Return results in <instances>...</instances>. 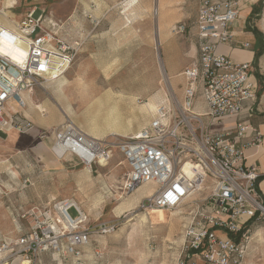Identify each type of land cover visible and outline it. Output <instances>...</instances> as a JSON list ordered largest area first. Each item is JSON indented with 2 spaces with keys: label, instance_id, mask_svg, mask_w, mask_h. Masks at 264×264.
Segmentation results:
<instances>
[{
  "label": "built area",
  "instance_id": "1",
  "mask_svg": "<svg viewBox=\"0 0 264 264\" xmlns=\"http://www.w3.org/2000/svg\"><path fill=\"white\" fill-rule=\"evenodd\" d=\"M4 1L0 0V13ZM249 5L247 0H198L197 17L190 25L196 31L198 57L181 74L183 97L173 99V106L162 102L138 134L118 141L99 140L67 123L56 131L52 146L56 158L73 157L91 172L96 166H107L118 150L128 167L124 194L149 183L158 187L137 204L136 211L141 213L178 209L210 182V196L197 202L193 221L185 228L184 260L243 264L249 231L239 234L248 221L264 215L260 182L264 175L247 166L245 156L247 149L260 147L264 140L261 130L250 121L258 99L256 69L251 63L236 62L218 52L222 45L251 48L249 43L237 42L234 31ZM7 22L0 21V135L12 129L22 133L31 130L30 122L7 114L6 104L13 101L26 109L28 95L65 76L87 42L81 37L69 40L65 22L45 8H34L21 19ZM190 26L179 22L171 32L186 37ZM1 48L14 52L8 54ZM199 96L205 104L203 112L195 110ZM231 118L236 124L223 128ZM189 161L202 166L205 179L198 174L190 178L183 172ZM71 210L77 213L76 218ZM22 219L26 222L22 235L14 242H0V264H14L19 257L32 264L47 252L80 258L93 237L110 235L117 229L113 221L92 224L91 217L73 199L33 206Z\"/></svg>",
  "mask_w": 264,
  "mask_h": 264
},
{
  "label": "rangeland",
  "instance_id": "2",
  "mask_svg": "<svg viewBox=\"0 0 264 264\" xmlns=\"http://www.w3.org/2000/svg\"><path fill=\"white\" fill-rule=\"evenodd\" d=\"M11 1L16 2L10 10L14 18L5 16L3 5L1 22L19 20L34 8H45L57 20L72 23L68 28L73 38L85 32L88 39L65 78L36 89L31 96L33 106L43 105L46 109L44 105H48L56 113L46 109L42 117L37 109L30 110L29 101L24 110L13 101L6 104L8 115L30 122L32 128L25 133L12 129L0 135V242H14L22 235L26 230L22 214L33 206L73 199L89 214L92 224L96 220L113 221L117 224L116 231L93 237L80 258H62L47 252L32 264H182L184 261V264H204L198 258L184 260L181 252L185 228L193 221L194 207L201 198L211 194L210 182L201 194L180 208L158 209L146 214L137 212L132 200L152 194L158 187L149 183L133 191V197L124 194L122 186L128 167L118 150H114V157L107 166H96L92 172L73 157L57 160L52 153L56 131L67 123L72 122L87 135V132L108 128L122 129L119 136L108 137L118 141L138 134L149 125L154 118V111L149 110L151 104L157 107L171 99L181 100L184 81L180 74L171 73L188 61L189 35L176 36L171 28L167 40L164 34L161 40L158 18L154 14L156 0ZM247 1L251 5L242 13L247 14L246 29L250 26L248 18L253 7L261 0ZM101 6L106 8L103 15ZM178 8L180 12L194 15L198 2L189 0ZM194 20L192 17L180 22L190 26ZM251 23L264 34V3L260 15ZM250 40L256 44L254 39ZM263 47L264 38L260 45ZM230 53L236 62L245 59L253 63L255 60V50L232 47L230 52L226 51ZM162 70L168 78L167 84ZM257 82L259 94L261 83ZM169 85L173 88L171 94H168ZM109 93L133 98L136 109L131 110L129 99L120 113L95 109L96 100H105ZM56 94H63L58 97L60 100ZM65 106L70 110H64ZM26 111L32 112L31 115L26 117ZM39 116L50 121L52 127L37 123ZM70 214L77 217L75 210ZM248 231V253L243 264H264V215L255 220Z\"/></svg>",
  "mask_w": 264,
  "mask_h": 264
},
{
  "label": "crops",
  "instance_id": "3",
  "mask_svg": "<svg viewBox=\"0 0 264 264\" xmlns=\"http://www.w3.org/2000/svg\"><path fill=\"white\" fill-rule=\"evenodd\" d=\"M187 1H189V0H158V7H159L158 23H159V33L161 34V40L162 41H163V34H164V36L166 37V40H167V37H168L167 35L169 34V31H170V29L172 28V26L174 24L179 23L183 19H191L192 17H194L195 20H196L198 9H197V11H196V13L194 15H189L188 13L180 12V9L178 8V7H180V5H182V4L184 5ZM197 2H198V0H197ZM6 5L11 10V8L15 7L16 2L12 3L11 0H7ZM155 5H156V3H155ZM105 10H106V8L101 6V14L102 15L104 14ZM102 15H101V18L103 19L104 16H102ZM12 16H13V14H12ZM246 16H247V14L245 16H243V14H242L241 20H239L236 23L235 30H234L235 34H236V41L237 42H243V43H249V44H251V48L249 50H255L256 51V50L259 49V47H260V45H261L263 40L261 42H259V40H257L255 38L254 34L252 32H250V31H248V29H246V20H247ZM65 24H66L67 28L68 27L71 28V24H72L71 22H69V21L67 22L66 21ZM97 24L99 25L100 23L98 22ZM68 30H69V38L70 39H74L73 38V33H71L72 31H70L69 28H68ZM85 34L86 33L83 32L81 34V38L85 37V38L88 39V35H85ZM195 34H196L195 29L191 28V26H190V30H189V34H188L189 35L188 40L191 42V45H189V47L188 46L186 47V51L189 52L186 55V58H187L188 61H187V63L182 65L179 69H175L171 73V75H174V76L177 75V74L181 75L182 72L187 67H189L190 65H192L196 61V59L198 57V51H197ZM248 37H250V39H254L256 41V44L251 43V40L248 39ZM75 38H80V37H75ZM231 48L232 47H230V46L222 45V46H220L218 48V52L220 51L219 53L224 54V55L230 57L231 59H233L234 56L231 53H230L231 55L230 54H226V51L230 52ZM182 53H183V55H185L183 51H182ZM263 58H264V54L259 58L257 67L254 66V63H251V64L256 69L255 76H256V72H258L264 78V64H263L264 61H263ZM233 60L236 61L235 59H233ZM239 62L240 63H243V62L244 63H250L248 60H245V59H243V60H241ZM63 78H65V77L63 76ZM63 78L57 79L56 82H58L59 80L61 81ZM56 82L54 81V82H52L50 84H53V83H56ZM60 87H62V86H60ZM61 95H63V94H56L57 99ZM31 96L32 95H28V101L30 102V106H31L30 110L32 112H34V109H37L39 111V113L42 110H44L47 113L46 109H48L50 113H56L48 105H44V107L46 109H43V107H42L43 105L34 104V106H33V102L31 100ZM127 99H129V102L131 103V105H129V107H131V110L136 109V107H135V105L133 103L134 102L133 98L127 97L125 95H120L118 97L114 93H111V94L109 93L105 100L100 99V98L98 100H96L95 109H101V110L106 109L108 111L111 110L113 112L116 111L117 113H120L123 110V108H124V104L125 105L127 104ZM61 102H62V100H61ZM61 102H59V103L61 104ZM263 102H264V91L262 92V94L257 99L256 105H255L256 111H255V114H253V116L251 117L250 121H251L252 125L255 126V127H258L261 130L262 134L264 135V107H263ZM59 103H58V105H60ZM120 105H122V106H120ZM63 109L67 110V111L70 110V109H67V106H65ZM195 110H196V112L205 111V104H204V101H203L201 96H199L198 99H197L196 109ZM32 112H29V111L27 112L26 111L25 112V116L27 117V116L31 115ZM154 114H155V112H154ZM42 117H44V116H42ZM32 118H34L33 114H32ZM36 121H37V123H39L43 127H52L50 121H47L46 119H43L40 116H39V119H37ZM235 121H236L235 118L227 119L225 121L224 125H223V128H230V127L234 126L236 124ZM122 131H123L122 129L108 128L105 131L104 130L103 131L100 130V131H97L95 133H92V132H87V133L89 135H91L92 137L96 138V139L102 140L104 137H106V138H108L110 136H113V137L116 136L117 137V136H119L122 133ZM106 132H109L108 136H103V134H105ZM245 156H246V164H247V166L256 167L258 169L259 173L263 176L264 175V140H263V143H262V145L260 147H253V148L247 149L246 153H245ZM57 160H59V159L57 158ZM87 170L89 171L88 168H87ZM141 187H144V186H140L139 188H141ZM261 189H262L263 194H264V180L261 182ZM148 195H150V194H143V195H141L139 197L133 198L132 201L134 203H136V205H137L144 197H146ZM131 196H132V194L130 195V197Z\"/></svg>",
  "mask_w": 264,
  "mask_h": 264
},
{
  "label": "bare ground",
  "instance_id": "4",
  "mask_svg": "<svg viewBox=\"0 0 264 264\" xmlns=\"http://www.w3.org/2000/svg\"><path fill=\"white\" fill-rule=\"evenodd\" d=\"M6 2L7 0L4 1V7L6 8V10L4 11V14L5 16L7 17H10L12 16L11 12H10V9L8 8V6L6 5ZM156 2V5L154 6V14L155 16L158 18V11H159V7H158V0L155 1ZM12 18H14L12 16ZM14 21H17L16 19H13ZM5 24H9L7 21H3ZM158 32H159V28H158ZM1 50L5 51L6 53L10 54V53H13L14 50L13 49H10V48H1ZM22 57V56H21ZM162 75H163V78H164V82H166L167 84V76L166 74L163 72L162 70ZM52 83V82H51ZM169 84V82H168ZM170 87V85H169ZM173 91V88L170 87V89L168 90V94H171ZM60 100V99H58ZM171 106H173L174 104V100L171 99L170 101H167ZM158 109V107H155L154 105H150L149 106V110L150 112L154 111L156 112V110ZM72 123V122H71ZM11 131V130H10ZM116 137V136H115ZM89 169V168H88ZM183 172L190 178H193L196 174L200 175L202 178H206V172L205 170L202 168V166L192 162V161H189L186 165L183 166ZM90 171V169H89ZM91 172V171H90ZM76 202V201H75ZM77 206H79V204L76 202ZM159 210H162V209H159ZM133 211V210H132ZM14 264H31V262L25 258H22V257H19V258H16L15 261H14Z\"/></svg>",
  "mask_w": 264,
  "mask_h": 264
},
{
  "label": "trees",
  "instance_id": "5",
  "mask_svg": "<svg viewBox=\"0 0 264 264\" xmlns=\"http://www.w3.org/2000/svg\"><path fill=\"white\" fill-rule=\"evenodd\" d=\"M263 3H264V0H261L260 1V4L259 5H256L255 7H253L252 9V12L249 16V27L247 28L248 31L252 32L254 34V36L256 37L257 40H259V42H261L264 38V34L262 33L261 30H259L258 28H256L254 26L253 23H251V21L253 20V18H256L258 15H260L261 11H262V8H263ZM264 54V47L263 48H260L258 50L255 51V60H254V66L257 67L258 66V60L259 58ZM256 78L257 80L261 83V90L258 94V97L262 94V92L264 91V78L262 75H260V73L256 72ZM264 180V177L261 178L260 182H262ZM255 220H251V221H248L245 225V227L243 228V230L240 232L239 234V237L246 232V230L249 229L250 225L252 223H254Z\"/></svg>",
  "mask_w": 264,
  "mask_h": 264
}]
</instances>
